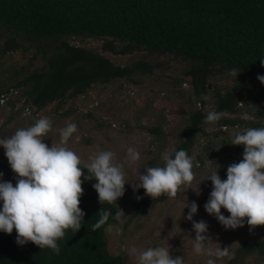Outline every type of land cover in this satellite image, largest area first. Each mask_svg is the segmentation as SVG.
Wrapping results in <instances>:
<instances>
[{
  "label": "trees",
  "instance_id": "16d2710c",
  "mask_svg": "<svg viewBox=\"0 0 264 264\" xmlns=\"http://www.w3.org/2000/svg\"><path fill=\"white\" fill-rule=\"evenodd\" d=\"M92 41L99 42L98 48L86 46ZM16 52L24 62L5 70L0 93L9 87L22 89L26 102L37 109L55 103L59 110L93 85L114 80L137 83L167 67V61L179 63L181 78L174 85L188 81L182 95L189 109L173 155L184 149L191 157L201 139L223 134L220 129L206 130L209 111L222 113L219 128L264 127V84L257 79L264 75L260 62L264 59V0H0V68L1 60ZM105 52L135 58L120 65ZM233 69L242 70L237 78L230 75ZM216 79L231 84L212 85ZM201 94L209 99L201 100ZM85 114L92 117L91 112ZM59 115L68 116L70 111ZM141 127L156 138L163 134L158 123ZM206 152L197 155L199 165ZM163 164L160 153L154 152L141 174L147 167ZM83 171L87 175V169ZM95 182L82 184L83 225L75 234L65 230V237L58 241L59 254L32 242L18 245L15 229L11 234L0 231V264H127L125 253L108 249L105 228L117 223V210L116 205L99 203L92 187ZM161 197L153 200L142 188L133 192L125 227L148 215ZM105 210L110 212L108 220L93 230ZM179 227L180 234L193 230L188 220ZM229 252L234 257H224L223 264H243L252 255L264 258V232Z\"/></svg>",
  "mask_w": 264,
  "mask_h": 264
},
{
  "label": "rangeland",
  "instance_id": "374dc122",
  "mask_svg": "<svg viewBox=\"0 0 264 264\" xmlns=\"http://www.w3.org/2000/svg\"><path fill=\"white\" fill-rule=\"evenodd\" d=\"M86 46L98 48L99 42H87ZM113 62L125 65L130 63L135 56L104 53ZM24 62L19 52L5 56L0 68V83L6 80L5 70L11 66H18ZM168 66L156 70L152 75L141 77L137 83L128 80H114L108 84L93 85L88 96L78 95L67 100L59 110L55 109V103H50L39 109L38 116L34 118L24 117L6 108H0V139L10 137L17 129L26 128L39 118H49L53 122V130L44 140L49 146L60 141V129L70 123L77 125V132L69 139L67 147L76 152L82 160L86 161L93 152L112 151L115 159L123 164V170L128 181H138L146 162L152 153H171L178 141L180 129L189 109L183 90L189 88L185 80L180 85H174V80L181 78V65L174 61H167ZM231 84L230 80L216 79L212 85L222 87ZM10 84L5 82V86ZM84 97V98H83ZM16 104L18 102L16 101ZM69 110L70 115L60 116L59 112ZM86 112H91L89 117ZM249 119H256L244 116ZM160 124L163 134L160 138L151 135L142 126ZM208 131H220L218 137L201 139L200 144L194 147L191 158L194 162V179L188 190L182 186L177 196L169 198L162 196L156 206L148 215L133 219L126 227L125 222L130 212V202L133 190L130 184L125 185V194L119 198L116 205L124 214L120 216L115 225L105 228L108 249L113 254L125 253L127 264H136L135 257L129 254L132 247L138 250H146L149 247L168 248L170 255L183 256L184 264H208L212 260L214 264H223L224 257H217L214 252L218 248L236 247L241 242H253L264 232V226H257L252 231L245 223L243 227L225 229L223 225L212 215L205 211L204 205L209 199L212 190V182L208 178L218 171L221 179H226L227 167L231 163H238L243 159V145H232L233 134L243 132L246 128L238 129L235 126L220 127L218 123L205 125ZM224 129V130H223ZM85 140H88L86 142ZM131 147L140 153V159L135 162L127 160V149ZM219 149V150H218ZM201 151H207L204 163L195 167L197 155ZM3 146H0V181H11L16 184V174L12 171ZM200 190L197 195L196 191ZM195 201L198 211L193 219H201L208 224V235L212 243L206 245L213 254H197L194 251L195 231L189 230L180 234L179 224L185 219L189 208L187 203ZM2 201H0L1 203ZM225 216L230 215L227 210L221 209ZM243 264H264V258L256 255L249 256Z\"/></svg>",
  "mask_w": 264,
  "mask_h": 264
},
{
  "label": "clouds",
  "instance_id": "9594fccd",
  "mask_svg": "<svg viewBox=\"0 0 264 264\" xmlns=\"http://www.w3.org/2000/svg\"><path fill=\"white\" fill-rule=\"evenodd\" d=\"M260 62L264 66V59ZM241 71L233 69L230 75L237 78ZM257 79L264 84V75H258ZM200 99L207 101L209 97L201 94ZM221 118L222 113L209 111L205 123L214 124ZM52 130L53 122L49 118H39L30 126L17 129L10 137L0 139V146H3L8 163L16 174L15 186L11 181H0V201L3 202L0 231L11 234L15 229L18 245L32 242L40 249L47 247L59 254L58 241L65 237V230L71 229L75 234L83 225L85 212L80 203L85 180L96 181L92 187L98 193L101 205L105 202L118 205V199L125 194L126 184L131 185L133 192L144 189V194L153 200L161 196L174 198L182 186L187 190L191 188L194 162L184 149L175 151L174 155L164 152L162 167L145 168L144 173L139 174V180L133 182L126 179L123 164L116 161L114 152H93L84 161L67 147L69 139L78 130L75 123L60 129L59 143L52 142L49 146L44 140ZM230 144L244 146L243 159L227 167L226 179H221L218 171L208 178L212 190L204 208L225 229H236L246 223L252 231L257 226H264V127L237 131ZM139 159L140 153L129 147L127 160L135 162ZM195 167L199 164L196 163ZM83 169H87V175ZM196 193L199 195L200 190ZM185 207L189 208L185 219L192 222L195 231L194 251L212 255V250L206 247L212 243L207 234V222L193 219L198 211L197 203L192 201ZM222 208L230 215L222 214ZM122 214L124 212L119 208L115 218L119 220ZM109 215V211H103L98 222L92 225L93 230L104 225ZM129 254L135 257L136 264H184L183 256L173 257L164 247H149L143 251L132 247ZM214 255L234 257L227 247L216 249ZM208 264L214 262L209 260Z\"/></svg>",
  "mask_w": 264,
  "mask_h": 264
},
{
  "label": "built area",
  "instance_id": "2783aa9c",
  "mask_svg": "<svg viewBox=\"0 0 264 264\" xmlns=\"http://www.w3.org/2000/svg\"><path fill=\"white\" fill-rule=\"evenodd\" d=\"M91 88L80 95L84 97L88 96V92L89 90H91ZM16 101L18 102V104H16ZM1 107L29 118H34L38 116L39 113V109L31 105L29 102H26L23 90L14 87H9L0 93V108ZM225 127L226 126H222V128Z\"/></svg>",
  "mask_w": 264,
  "mask_h": 264
}]
</instances>
